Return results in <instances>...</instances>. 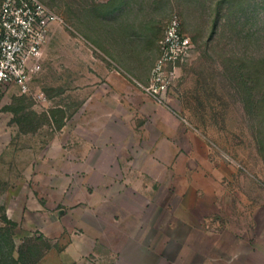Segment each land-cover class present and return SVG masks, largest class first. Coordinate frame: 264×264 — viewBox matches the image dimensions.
I'll list each match as a JSON object with an SVG mask.
<instances>
[{
  "label": "rangeland",
  "instance_id": "rangeland-1",
  "mask_svg": "<svg viewBox=\"0 0 264 264\" xmlns=\"http://www.w3.org/2000/svg\"><path fill=\"white\" fill-rule=\"evenodd\" d=\"M40 1L59 18L42 70L29 96L0 91V264H122L114 232L95 229L111 206L50 163L76 145L89 107L109 112L95 121L114 133L139 129L131 143L142 151L158 137L155 152L175 160L163 167L166 187L210 191L217 220L220 205L238 224L259 207L264 230V0ZM172 18L191 46L156 99L145 88Z\"/></svg>",
  "mask_w": 264,
  "mask_h": 264
},
{
  "label": "crops",
  "instance_id": "crops-1",
  "mask_svg": "<svg viewBox=\"0 0 264 264\" xmlns=\"http://www.w3.org/2000/svg\"><path fill=\"white\" fill-rule=\"evenodd\" d=\"M95 97L91 94L87 102H98ZM87 110L85 113L83 109L84 114L75 121L76 145L61 146L59 157H54L50 163L59 166L64 175L74 170L83 189L93 188V197L111 206V218L95 229L102 231L103 227H108L114 232L115 251L120 254L117 262L264 264V230L260 229L254 213L259 207H252L241 224L229 222L227 216L223 218L229 210L225 205L218 207L219 220L213 218L210 191L192 188L191 183L180 189L176 180L170 189L164 185L163 167L175 165V160L173 157L163 160L162 153L155 152L158 137L142 151L131 143L137 140L139 129L133 133L136 137L131 133H114L104 122L95 121L110 116L109 112L98 115L92 114L90 107ZM158 131L162 134L160 129ZM59 133L68 138L69 127L62 125ZM63 179L67 181V177ZM84 196L89 195L84 192L80 201ZM69 199L67 202L72 200ZM162 211L170 220H161ZM133 217L139 220L131 222ZM81 227L85 230L82 223ZM98 236L99 233L95 235ZM82 240L78 236L73 239L74 242Z\"/></svg>",
  "mask_w": 264,
  "mask_h": 264
},
{
  "label": "built area",
  "instance_id": "built-area-1",
  "mask_svg": "<svg viewBox=\"0 0 264 264\" xmlns=\"http://www.w3.org/2000/svg\"><path fill=\"white\" fill-rule=\"evenodd\" d=\"M58 22L54 11L40 0H0V91L14 87L29 96ZM190 46L178 19H170L159 41L160 55L145 88L147 93L163 99L171 67L185 57Z\"/></svg>",
  "mask_w": 264,
  "mask_h": 264
}]
</instances>
